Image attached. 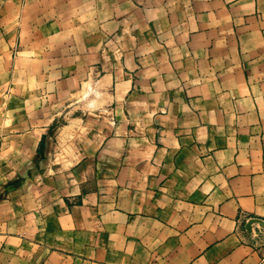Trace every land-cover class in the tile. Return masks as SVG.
<instances>
[{"label":"crops","instance_id":"0c3cea01","mask_svg":"<svg viewBox=\"0 0 264 264\" xmlns=\"http://www.w3.org/2000/svg\"><path fill=\"white\" fill-rule=\"evenodd\" d=\"M253 220L264 0H0V264H264Z\"/></svg>","mask_w":264,"mask_h":264},{"label":"rangeland","instance_id":"374dc122","mask_svg":"<svg viewBox=\"0 0 264 264\" xmlns=\"http://www.w3.org/2000/svg\"><path fill=\"white\" fill-rule=\"evenodd\" d=\"M253 225H257V226H256L255 238H252V241L254 242V244L258 246V248L264 249V226H262L259 223ZM253 225H252V231H250V233L253 232Z\"/></svg>","mask_w":264,"mask_h":264},{"label":"water","instance_id":"95a60500","mask_svg":"<svg viewBox=\"0 0 264 264\" xmlns=\"http://www.w3.org/2000/svg\"><path fill=\"white\" fill-rule=\"evenodd\" d=\"M256 223H259V224H261L262 226H264V223H263L262 221L253 220V221H250V222L247 224V226H246L247 230H248L249 232L252 231V225H253V224H256Z\"/></svg>","mask_w":264,"mask_h":264}]
</instances>
